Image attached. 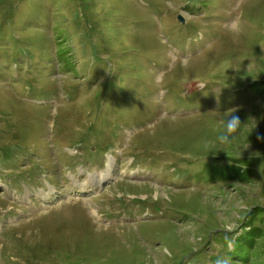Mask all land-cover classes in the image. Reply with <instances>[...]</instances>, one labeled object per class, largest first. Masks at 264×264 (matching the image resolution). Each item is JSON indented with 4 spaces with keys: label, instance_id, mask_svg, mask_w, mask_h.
Instances as JSON below:
<instances>
[{
    "label": "rangeland",
    "instance_id": "374dc122",
    "mask_svg": "<svg viewBox=\"0 0 264 264\" xmlns=\"http://www.w3.org/2000/svg\"><path fill=\"white\" fill-rule=\"evenodd\" d=\"M261 83L264 0H0V264H264Z\"/></svg>",
    "mask_w": 264,
    "mask_h": 264
},
{
    "label": "trees",
    "instance_id": "16d2710c",
    "mask_svg": "<svg viewBox=\"0 0 264 264\" xmlns=\"http://www.w3.org/2000/svg\"><path fill=\"white\" fill-rule=\"evenodd\" d=\"M260 86L262 88L258 89L255 91V93H261L264 92V83H261ZM239 169L234 166V165H225L223 167L218 168L211 176V178H219L221 181H227L233 179V175L238 172ZM232 175V176H231ZM231 176V177H230ZM256 212L255 210H252L249 215H252L253 213ZM254 218H251L250 221H247V223L244 224L243 230L244 233H242L239 237L235 239V242L237 243V248H235L233 251L234 253V258L237 259V261L242 262V263H247L249 260L248 257L246 259L240 260L241 256L243 254L250 253L255 245V241L257 238H260L261 236V231L254 227Z\"/></svg>",
    "mask_w": 264,
    "mask_h": 264
},
{
    "label": "clouds",
    "instance_id": "9594fccd",
    "mask_svg": "<svg viewBox=\"0 0 264 264\" xmlns=\"http://www.w3.org/2000/svg\"><path fill=\"white\" fill-rule=\"evenodd\" d=\"M212 119H219L221 121L222 130L220 134L216 137L214 143L218 146L227 147L231 145L235 139V135L240 129V119L236 115H232L229 120L227 115L217 117L215 114L212 115ZM232 137V140L229 138Z\"/></svg>",
    "mask_w": 264,
    "mask_h": 264
},
{
    "label": "bare ground",
    "instance_id": "6f19581e",
    "mask_svg": "<svg viewBox=\"0 0 264 264\" xmlns=\"http://www.w3.org/2000/svg\"><path fill=\"white\" fill-rule=\"evenodd\" d=\"M108 167H110V163H108ZM94 176H89V178L90 179H92ZM99 178V179H98ZM106 178V176L105 175H100V176H98V177H96L95 179H96V182H101L102 180H104ZM84 193V192H83Z\"/></svg>",
    "mask_w": 264,
    "mask_h": 264
},
{
    "label": "water",
    "instance_id": "95a60500",
    "mask_svg": "<svg viewBox=\"0 0 264 264\" xmlns=\"http://www.w3.org/2000/svg\"><path fill=\"white\" fill-rule=\"evenodd\" d=\"M177 19H178V21H179L181 24H183V20H182V18H181L180 16H178Z\"/></svg>",
    "mask_w": 264,
    "mask_h": 264
}]
</instances>
